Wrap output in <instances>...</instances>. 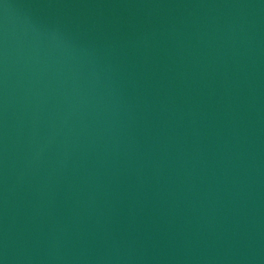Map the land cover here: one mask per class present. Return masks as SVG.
<instances>
[{
    "label": "water",
    "instance_id": "1",
    "mask_svg": "<svg viewBox=\"0 0 264 264\" xmlns=\"http://www.w3.org/2000/svg\"><path fill=\"white\" fill-rule=\"evenodd\" d=\"M0 264H264V0H0Z\"/></svg>",
    "mask_w": 264,
    "mask_h": 264
}]
</instances>
